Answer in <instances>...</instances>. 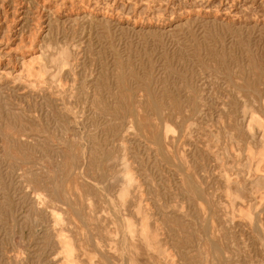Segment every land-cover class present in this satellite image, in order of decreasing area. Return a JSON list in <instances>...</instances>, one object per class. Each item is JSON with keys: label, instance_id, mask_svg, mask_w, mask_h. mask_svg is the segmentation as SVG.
<instances>
[{"label": "rangeland", "instance_id": "rangeland-1", "mask_svg": "<svg viewBox=\"0 0 264 264\" xmlns=\"http://www.w3.org/2000/svg\"><path fill=\"white\" fill-rule=\"evenodd\" d=\"M0 264H264V0H0Z\"/></svg>", "mask_w": 264, "mask_h": 264}]
</instances>
